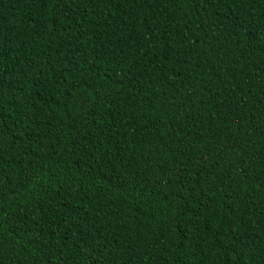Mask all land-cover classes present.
<instances>
[{
  "label": "trees",
  "instance_id": "obj_1",
  "mask_svg": "<svg viewBox=\"0 0 264 264\" xmlns=\"http://www.w3.org/2000/svg\"><path fill=\"white\" fill-rule=\"evenodd\" d=\"M0 264H264V0H0Z\"/></svg>",
  "mask_w": 264,
  "mask_h": 264
}]
</instances>
